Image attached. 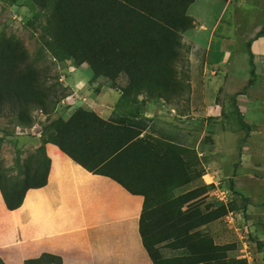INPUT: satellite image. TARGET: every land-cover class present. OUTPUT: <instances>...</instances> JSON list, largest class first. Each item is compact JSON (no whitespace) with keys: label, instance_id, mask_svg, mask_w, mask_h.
Instances as JSON below:
<instances>
[{"label":"trees","instance_id":"16d2710c","mask_svg":"<svg viewBox=\"0 0 264 264\" xmlns=\"http://www.w3.org/2000/svg\"><path fill=\"white\" fill-rule=\"evenodd\" d=\"M32 1L43 11L40 24L53 57L71 59L75 64L86 62L94 76L125 75L127 82L117 105L126 112L114 123L83 108L75 109L67 119L53 120L55 132L48 139L40 137L36 153L24 159L22 178L18 180L11 178L0 162V192L6 208H18L29 188L46 184L50 160L44 145L53 142L83 167L110 176L130 192L143 196L139 232L153 264H225V246L217 245L198 229L204 223L197 220L200 212L190 205L182 209L191 203L187 197L190 192L171 194L184 183L177 174L179 164L173 154L160 151L150 137H140L145 125L137 122L144 119L140 115L147 100L167 101L182 92L176 64L181 33L191 26L186 9L193 0ZM256 36H264V24ZM247 52L253 74L250 42ZM250 85L248 82L243 89ZM63 88L58 83L47 84L46 74L29 60L22 44L0 33V113L6 108L20 124L29 127L32 110L52 113L65 97L58 91ZM139 95H143L141 100ZM236 112L241 126L250 129ZM163 179L170 180L165 183ZM164 243L183 252L164 263L159 251ZM0 264H5L1 257ZM22 264H62V259L43 252Z\"/></svg>","mask_w":264,"mask_h":264},{"label":"rangeland","instance_id":"374dc122","mask_svg":"<svg viewBox=\"0 0 264 264\" xmlns=\"http://www.w3.org/2000/svg\"><path fill=\"white\" fill-rule=\"evenodd\" d=\"M42 12L32 0H15L14 3L0 0V33L5 32L17 39L28 53L29 60L46 74V83L61 84L64 88L58 91L65 94L49 115L33 109V122L29 127L20 124L6 108L0 113V162L6 173L11 178L17 177V180L22 178L20 171L23 169L24 159L36 153V137L41 135V139H48L55 132L51 127L53 120L58 117L67 119L77 108L97 114L99 110L97 112L96 105L92 104L94 100H100L110 107L107 120L112 123L126 112V109L117 105L118 101L115 99L120 97L121 89L126 85L125 75L119 74L116 78L94 76L86 62L75 64L71 59L58 60L53 57L40 24L43 20L40 16ZM186 14L191 18V26L181 33L182 47L176 64L178 76L182 80V92L171 96L167 101L147 100L140 115L144 119L137 122L145 125L143 131L147 135L143 138L150 137L152 142L157 143L160 151L173 154L174 160L179 164L177 174L184 183L172 189L171 194L177 196L190 192L187 197L191 203L184 204L182 209L190 205V208L200 212L197 220L203 219L204 223L198 229L210 235L217 245L225 246V264H264V246L260 245L264 243V74L258 75V85L263 89L260 90L262 102L258 104L257 120L249 121L251 130L241 126L236 112L239 108L237 104H221L222 96L229 98L235 94L242 97L240 91L244 86L255 81L256 68L252 74L248 63L247 43L250 38H255L264 24V0H193L187 6ZM197 17L210 25L215 20L220 22L214 39L221 35L233 38L237 36L239 41L242 36L241 47L235 50L229 60L231 65L224 83H214L216 87H222L215 90L217 104L210 106V115H200L198 121L193 120L190 115L185 119L177 116L190 114L191 111L190 88H187L192 77L191 46L185 34L196 28ZM238 56L245 57L246 69L239 66L237 69L233 68L232 63ZM243 60L241 63H244ZM263 71L264 62H258V74ZM142 98L143 95L138 96L139 100ZM156 103L167 105V111L164 109V113L159 116L158 110L154 111ZM197 107L200 112L207 105L198 104ZM255 129H258V137L249 139V155H246L252 162L242 165L241 152L234 147L229 163L226 154H223L224 146L228 147L226 153H229L235 146V140L229 143L226 134L234 132L237 139L244 143L247 138L245 135ZM163 180H167L166 183L170 179ZM246 180H262L263 185H258L256 193L250 189L256 198L244 197L247 190L245 188L250 186ZM253 187L251 185L249 188ZM252 203L256 207L253 212L248 209V204ZM208 219L212 223L206 221ZM168 245L164 243L159 249L164 263L183 252L172 250Z\"/></svg>","mask_w":264,"mask_h":264},{"label":"crops","instance_id":"0c3cea01","mask_svg":"<svg viewBox=\"0 0 264 264\" xmlns=\"http://www.w3.org/2000/svg\"><path fill=\"white\" fill-rule=\"evenodd\" d=\"M195 22L196 28L185 34L191 46V111L190 114L177 116L185 119L190 115L198 121L200 115H210V106L217 104L215 90L222 87H216L214 83H224L231 65L229 60L241 47L242 36L239 41L237 36L221 35L214 39L220 23L218 20L210 25L197 17ZM249 42L254 70L256 68L255 81L247 89L241 90L242 97L234 94L229 98L222 96L221 99L222 106L237 104L239 108L236 110L247 124L250 120H257L258 104L262 102L260 90L263 89L258 85V75L262 76L264 71L258 74V62H264V36L257 37L255 34V38H250ZM242 60L244 63H241ZM232 65L234 69L238 66L246 69L245 57H236ZM115 99L118 101L119 96ZM92 104L96 105L97 112L99 110L98 116L108 119L109 106L100 100H94ZM198 104H206L207 107L199 112ZM164 109L167 111L168 106L158 103L154 106L159 116ZM180 122L178 124L182 125ZM146 135L147 132L143 131L140 137ZM226 135L229 143L235 140V146L229 153H226L228 147L224 146L223 154H226L228 162L234 147L241 152L242 165L252 162L246 155H249V139L258 137V129L246 134L244 143L237 139L234 132L229 131ZM40 136L34 140L36 147L40 143ZM44 147L50 160L46 184L29 188L21 205L13 210L6 208L0 192V257L5 264H22L23 260L38 257L43 252L60 256L62 264H153L139 232L143 196L130 192L110 176L88 170L53 142L45 143ZM246 181L254 187L245 188L244 197L253 199L258 185H263V182ZM248 206L251 212L256 208L253 203ZM247 221L250 223V219Z\"/></svg>","mask_w":264,"mask_h":264}]
</instances>
